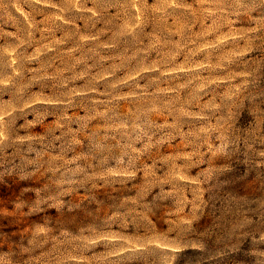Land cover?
Instances as JSON below:
<instances>
[{
    "label": "rangeland",
    "instance_id": "374dc122",
    "mask_svg": "<svg viewBox=\"0 0 264 264\" xmlns=\"http://www.w3.org/2000/svg\"><path fill=\"white\" fill-rule=\"evenodd\" d=\"M0 264H264V0H0Z\"/></svg>",
    "mask_w": 264,
    "mask_h": 264
}]
</instances>
